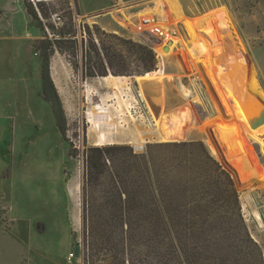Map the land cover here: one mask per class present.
<instances>
[{"label":"rangeland","instance_id":"374dc122","mask_svg":"<svg viewBox=\"0 0 264 264\" xmlns=\"http://www.w3.org/2000/svg\"><path fill=\"white\" fill-rule=\"evenodd\" d=\"M41 1L46 20L56 25L71 10L80 17V24L74 20L75 56L56 50L51 58L68 132L63 138L43 98L35 45L45 32L25 0H0V264H92L83 207L105 209L102 193L83 190L87 148L128 144L143 153L149 144L185 140L203 141L231 172L248 227L264 252V124H253L239 97L255 113L264 111V0H179L182 13L173 0ZM148 14L175 31L161 54V72L146 79L153 82L127 76L114 89L100 77H83L89 31L96 42L98 28L138 41L136 24ZM229 68L236 88L229 85ZM73 180L76 195L69 190ZM112 241L95 264L115 253L125 264L154 259L142 238Z\"/></svg>","mask_w":264,"mask_h":264},{"label":"trees","instance_id":"16d2710c","mask_svg":"<svg viewBox=\"0 0 264 264\" xmlns=\"http://www.w3.org/2000/svg\"><path fill=\"white\" fill-rule=\"evenodd\" d=\"M25 5L45 32L35 45L42 58L43 98L66 139L67 118L51 58L56 50L75 56L74 16L70 9V17L59 26L47 21L50 16L41 0H25ZM96 34L98 42L89 31L90 46L83 49L84 78L143 75L157 69V55L150 46L101 28ZM71 62L80 68L78 61ZM83 190L102 193L99 202L105 209L94 213L86 204L83 207L84 246L92 264L98 253L114 246L115 236L126 240L134 235L153 249V261L141 264H264L235 178L203 141L154 143L143 153H135L128 144L88 147ZM103 264L125 263L115 253Z\"/></svg>","mask_w":264,"mask_h":264},{"label":"built area","instance_id":"2783aa9c","mask_svg":"<svg viewBox=\"0 0 264 264\" xmlns=\"http://www.w3.org/2000/svg\"><path fill=\"white\" fill-rule=\"evenodd\" d=\"M79 18V15H77L74 17V20L77 22L79 21L80 24ZM136 28L135 36L138 41L150 46L156 52L158 59L157 70H160L161 54L165 51V47H169L170 44V41H167L166 44L162 45V41L167 39L169 34L175 35V31L165 28L155 15L149 14L140 17L136 24ZM140 148H142V146ZM74 255L73 252L69 254L70 260H72Z\"/></svg>","mask_w":264,"mask_h":264},{"label":"bare ground","instance_id":"6f19581e","mask_svg":"<svg viewBox=\"0 0 264 264\" xmlns=\"http://www.w3.org/2000/svg\"><path fill=\"white\" fill-rule=\"evenodd\" d=\"M165 28H168V29H171V28H169V27H167V26H164ZM173 30V29H172ZM169 35H172V34H169ZM168 40H170L169 39V36L167 37V39H164L162 42H164V43H162V45H164V44H166V42L168 41ZM53 66V69H52V71H53V73H55V71H54V65H52ZM161 72V70H155V71H153V73L152 72H148V73H146V75H143V76H138V78L139 79H141V80H146V79H148V78H151L152 76H154V75H158L159 73ZM101 78V80H102V83L106 86V87H109V88H114V89H118L119 88V86H120V80L121 79H123V78H127V76H115V75H112V74H109V75H107V76H102V77H100ZM124 82V81H123ZM122 86V85H121ZM171 139H180L179 137H177V136H171L170 137ZM137 146H138V148H140L141 147V145L140 144H137ZM77 189H78V182H77V180H73L71 183H70V186H69V190H70V194L71 195H76L77 194ZM241 200V199H240Z\"/></svg>","mask_w":264,"mask_h":264},{"label":"water","instance_id":"95a60500","mask_svg":"<svg viewBox=\"0 0 264 264\" xmlns=\"http://www.w3.org/2000/svg\"><path fill=\"white\" fill-rule=\"evenodd\" d=\"M169 43H171V41ZM165 49L168 50L169 47H165ZM143 75H146V74H143ZM232 77L233 76H230V80L233 81ZM147 82H153V81L146 80L145 83H147ZM232 87L236 88V84L234 82L232 83ZM148 90H149V88H148ZM149 97H150V100H152V101L155 99V98H153L150 95H149ZM239 97H240V100H241L242 104L244 105L248 115L251 117V121L253 122V124L256 125V126L262 125L264 123V111L262 110V112L258 111L257 113H255V111L253 109H250L248 107V103H247L246 97H243L242 95L239 96ZM154 106H155V103H154Z\"/></svg>","mask_w":264,"mask_h":264},{"label":"crops","instance_id":"0c3cea01","mask_svg":"<svg viewBox=\"0 0 264 264\" xmlns=\"http://www.w3.org/2000/svg\"><path fill=\"white\" fill-rule=\"evenodd\" d=\"M173 1H174V3H173L172 5H174V6L176 5V7L178 8V11L182 13L184 10L181 9L182 5H181V3H179L180 1H179V0H173ZM120 26H121L122 28H124L123 25H120ZM167 27H168V26H167ZM118 31L120 32L121 30H118ZM123 34H124V33H123ZM134 36H135V35H134ZM170 36H174V35H169V37H170ZM162 43H164V42H162ZM229 69H230V68H229ZM232 71H233V70L230 69V71H229V77L232 76V74H233ZM158 75H159V74H158ZM52 76H53V75H52ZM156 76H157V75H156ZM156 76L154 75V76H152L151 78H154V77H156ZM53 78H54V77H53ZM138 79H139V78H138ZM160 79H161L163 82H164L165 80L168 82V79H166L165 77H163V75L160 76ZM54 80H55V78H54ZM139 80H140V81H144V80H141V79H139ZM167 82H166V83H167ZM55 83H56V82H55ZM232 83H233V81L230 80V78H229V85L232 86ZM263 124H264V123H263ZM263 124H262V125H263ZM172 140H174V139H172ZM68 194H69V193H68ZM69 195H70V194H69ZM70 197H71V196H70Z\"/></svg>","mask_w":264,"mask_h":264}]
</instances>
